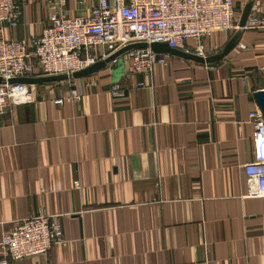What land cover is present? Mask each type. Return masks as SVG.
<instances>
[{"label": "crops", "instance_id": "obj_1", "mask_svg": "<svg viewBox=\"0 0 264 264\" xmlns=\"http://www.w3.org/2000/svg\"><path fill=\"white\" fill-rule=\"evenodd\" d=\"M21 1L20 24L0 25L1 38L29 41L59 10L57 0ZM95 3L65 0L58 13L87 15ZM245 10L264 17V0H235V16ZM233 34L214 33L207 52ZM161 55L167 67L146 78L115 80L105 66L74 80L79 103L67 79L34 75L31 102L0 115V237L38 211L62 229L46 256L8 264H264V199L247 196L243 169L264 29L242 32L213 64ZM118 80L124 96L113 99Z\"/></svg>", "mask_w": 264, "mask_h": 264}, {"label": "built area", "instance_id": "obj_2", "mask_svg": "<svg viewBox=\"0 0 264 264\" xmlns=\"http://www.w3.org/2000/svg\"><path fill=\"white\" fill-rule=\"evenodd\" d=\"M64 4L65 0H57L59 10L50 15L49 26L35 38L20 41L0 37V115L31 102L33 86L9 82L13 79L66 76L71 84L68 100L79 103L82 94L79 85L73 83L78 78L71 79L72 74L103 61L123 47L135 43L147 45L111 61L107 65L111 74L118 64V78H146L155 65L167 67L165 56L149 49L152 43L206 58L213 54L207 52L204 41L214 33L264 29V17L254 15H249L244 27L239 28L240 18L234 14L235 0H96L87 15L71 19L58 13ZM22 14L21 0H0V25L15 29ZM187 40L193 41L191 49L184 46ZM136 86L148 87L143 80ZM110 94L113 99L124 96L119 80L112 82ZM63 102L57 99L54 104ZM248 118L253 126V160L243 167L247 196L264 199V118L257 107L249 111ZM61 241L58 216L38 211L29 218L14 221L11 229L1 234L0 264L44 257Z\"/></svg>", "mask_w": 264, "mask_h": 264}, {"label": "water", "instance_id": "obj_3", "mask_svg": "<svg viewBox=\"0 0 264 264\" xmlns=\"http://www.w3.org/2000/svg\"><path fill=\"white\" fill-rule=\"evenodd\" d=\"M248 14H249V11L245 10V12L241 15V18L239 20V28L244 27V25L247 21V18L249 16ZM241 33H242L241 31L236 30L235 33L233 34L232 40L230 41L229 44H227L224 47V50L221 53H217L215 55H212V56H209L206 58L197 57L191 53H187L184 51L181 52V51L176 50V49H171L166 44L152 43L149 46V49L153 50L154 52H156L158 54H167L168 53V54L175 56V57H178V58H182V59L185 58V59L191 60V61L196 62V63H202V64L208 65V64H213V63H215V61L226 56L230 52L231 46L239 38ZM146 47H147V45L145 43H135V45H129V46L123 47V48L119 49L118 52H116V53L110 55L109 57L105 58L103 61L97 62L94 65L89 66L85 70L73 73L70 78L71 79L82 78V77H86L88 75H91L93 73H96V72L104 69V67L107 66L111 61L119 58L120 55H122V54H124L130 50H133L135 48H146ZM114 67H115L114 72H116L118 69V64H115ZM113 77L115 78V80L118 79V76H116V75H113ZM47 79H52V80L64 79L65 80L68 78L66 76H63V75H57V77H47ZM33 81L34 80L32 78L26 77L23 79H13V80H10L9 82H20L23 84H25V83L31 84V83H33ZM1 82H2V79L0 78V83ZM253 95H254L256 107L258 110H260V112L264 118V89H263V91L256 92Z\"/></svg>", "mask_w": 264, "mask_h": 264}, {"label": "rangeland", "instance_id": "obj_4", "mask_svg": "<svg viewBox=\"0 0 264 264\" xmlns=\"http://www.w3.org/2000/svg\"><path fill=\"white\" fill-rule=\"evenodd\" d=\"M120 72L119 71H117V72H115L113 75H116V76H118V74H119Z\"/></svg>", "mask_w": 264, "mask_h": 264}]
</instances>
